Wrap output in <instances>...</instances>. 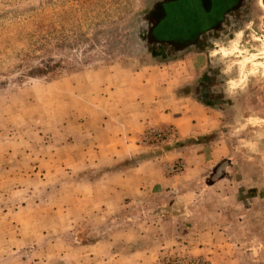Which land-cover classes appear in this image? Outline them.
<instances>
[{
	"label": "rangeland",
	"instance_id": "1",
	"mask_svg": "<svg viewBox=\"0 0 264 264\" xmlns=\"http://www.w3.org/2000/svg\"><path fill=\"white\" fill-rule=\"evenodd\" d=\"M156 1L0 0V264H264V0L168 59Z\"/></svg>",
	"mask_w": 264,
	"mask_h": 264
},
{
	"label": "flooded vegetation",
	"instance_id": "2",
	"mask_svg": "<svg viewBox=\"0 0 264 264\" xmlns=\"http://www.w3.org/2000/svg\"><path fill=\"white\" fill-rule=\"evenodd\" d=\"M249 3L250 0H169L163 4V18L153 26L151 33L142 32L140 39H230L224 35L232 34L245 18L250 17ZM155 8L157 6L152 5L147 14ZM217 29L221 31V35L213 37ZM231 54L223 51L224 56ZM218 73L219 69H210L203 73L195 90L196 96L203 103L215 100Z\"/></svg>",
	"mask_w": 264,
	"mask_h": 264
},
{
	"label": "water",
	"instance_id": "3",
	"mask_svg": "<svg viewBox=\"0 0 264 264\" xmlns=\"http://www.w3.org/2000/svg\"><path fill=\"white\" fill-rule=\"evenodd\" d=\"M169 0H157L155 5L157 8L145 14L141 17L148 26L144 29V33H151L154 29V25L158 23L160 18H163L165 14L163 4ZM159 7V8H158ZM153 16V18H152ZM145 48L149 53L155 54L163 59L170 57H177L190 49L199 48L202 43V39H187L184 41L172 40V39H145Z\"/></svg>",
	"mask_w": 264,
	"mask_h": 264
},
{
	"label": "crops",
	"instance_id": "4",
	"mask_svg": "<svg viewBox=\"0 0 264 264\" xmlns=\"http://www.w3.org/2000/svg\"><path fill=\"white\" fill-rule=\"evenodd\" d=\"M167 83V82H166ZM162 83H158V82H153V84L151 83L149 86H147L146 84H143V87L144 88H146L147 89V91H149V95H148V97L146 96L145 97V99H146V101H151V102H158V90H160L161 88H162ZM144 98V97H143ZM149 104V103H148ZM192 106L194 107V108H196V106H195V104H192ZM145 107H153V111L154 112H158V110H156L157 108H158V105H154V104H150V105H147V104H145ZM161 112H158V114H160ZM164 115L167 117V118H171V119H174L175 118V111H173V112H167V110H165V112L163 113V114H160V116L158 117H156V119L155 118H152L151 120H154V122L158 119L159 120V123H161L162 121V118H164ZM152 122L153 121H150L149 122V125L150 124H152ZM197 123L198 124H195L194 123V121L192 122V128H198L199 127V122L197 121ZM137 125H139V126H141L142 127V125L143 124H141V122L139 121L138 123H137ZM145 126H147V125H145ZM195 130H197V129H195ZM199 134H201V133H199ZM207 158L206 157V155H201V156H197V157H195V158ZM194 158V159H195ZM197 159H195V160H197ZM201 160V159H200ZM196 168L193 170V172H196ZM207 237V235L204 237V238H206ZM207 241H208V239H207ZM206 242V241H205ZM205 242H203V243H200V244H205ZM199 247H200V251H208V249L207 248H203V249H201V245H199Z\"/></svg>",
	"mask_w": 264,
	"mask_h": 264
},
{
	"label": "bare ground",
	"instance_id": "5",
	"mask_svg": "<svg viewBox=\"0 0 264 264\" xmlns=\"http://www.w3.org/2000/svg\"><path fill=\"white\" fill-rule=\"evenodd\" d=\"M221 35V31H219L218 29L216 30V32L214 33L213 37H218ZM213 40H217V39H209L208 41L206 42H203L200 44V48L202 50H206L208 48V46L210 45V43L213 41ZM220 40V39H218Z\"/></svg>",
	"mask_w": 264,
	"mask_h": 264
},
{
	"label": "trees",
	"instance_id": "6",
	"mask_svg": "<svg viewBox=\"0 0 264 264\" xmlns=\"http://www.w3.org/2000/svg\"><path fill=\"white\" fill-rule=\"evenodd\" d=\"M47 68L48 67H45L44 69L43 68L39 69V70H37V72H39V74H42V76H43V75L48 73V69Z\"/></svg>",
	"mask_w": 264,
	"mask_h": 264
},
{
	"label": "built area",
	"instance_id": "7",
	"mask_svg": "<svg viewBox=\"0 0 264 264\" xmlns=\"http://www.w3.org/2000/svg\"><path fill=\"white\" fill-rule=\"evenodd\" d=\"M156 136H159V133H156Z\"/></svg>",
	"mask_w": 264,
	"mask_h": 264
}]
</instances>
